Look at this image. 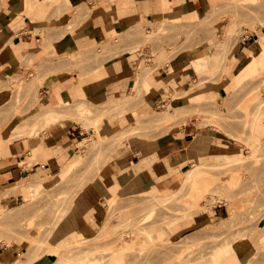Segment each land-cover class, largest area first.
<instances>
[{
	"label": "rangeland",
	"instance_id": "374dc122",
	"mask_svg": "<svg viewBox=\"0 0 264 264\" xmlns=\"http://www.w3.org/2000/svg\"><path fill=\"white\" fill-rule=\"evenodd\" d=\"M42 1L53 7V14L44 22H36L37 26L54 29L55 26L68 24L71 4L63 0ZM115 1L90 0L95 3L91 12L86 5H82L74 12L70 24L78 25L95 10L105 8L108 11ZM214 1L217 0H210ZM218 1L221 2L205 16L199 10V18L194 23H184L181 17L168 14L166 17L155 16L142 20L120 32L116 38L111 33V38L107 41L113 42L112 48L107 51L102 50L106 42L73 55L51 56L41 60L27 54L17 57L19 65L15 73L10 77L0 78V138H8L7 142L10 144L24 137L38 140L44 130L58 122L41 123L35 116L40 109V93L49 82L68 79L69 76L73 78L75 74L84 85L87 81L97 80L100 69L111 59L128 54L137 60L139 77L144 80L145 85L143 82L138 83L133 89L135 94L126 95L120 100L112 98L104 103H97L86 95L84 100L77 95L66 102L67 105L61 109L65 113L61 122L69 120L79 125L84 132V139L78 143V149L69 155L71 161L78 152L74 160L77 163L72 165L74 168L68 170L65 177L50 176L51 178L39 181H43V186L35 191L29 189L28 198L23 193H17L14 196L18 198L14 201L0 204V209H12L6 212L8 218L13 216L6 224L0 223V244L14 246L19 255L29 253L28 256L38 259L37 261L55 264L58 257L51 254L53 247L55 248L51 237L57 215L59 212L64 213L65 211H61L65 209L68 212L73 210L91 180L99 175L101 167L112 160L114 152L128 147L137 153L140 144L166 136H184V127L195 123L200 128H206L210 144L220 150L204 154L198 160L190 158L192 163L188 171L198 163L222 162V159H227L225 165L216 166V170L210 173L213 178L210 186L197 199H193L190 187L184 188L182 194L172 200L164 199L163 196L180 189L188 171L182 174L181 183L170 192H160L155 185L146 182L143 190L123 186L122 188L130 191L129 195L123 197L113 192L119 185L113 186L109 190L112 196L110 195L106 206L109 229L100 240H90L85 242L87 244L83 242L75 246V255L72 256L75 258L69 262L86 260L97 264H227L226 258L237 252V264H264V104H261L264 99V53H258V40L264 36V0ZM3 3L0 0V9ZM175 5L178 7L181 3ZM170 6L166 11H170ZM13 10L21 11V7L14 6ZM72 31L73 28L67 30L70 33ZM246 37V48H241L244 50L241 51L242 54L249 56L255 51L263 64L257 70L238 78L231 75V84L226 76L228 63L236 62L234 55L240 51L234 47ZM203 38H215L222 44L221 49L216 51V73L210 69L197 72L192 62L184 71L192 78L188 87L177 89V92L175 88L168 89L161 99L163 102L149 104L145 96L148 92L147 77L158 73L166 65H169V72H173L174 60L188 53V50L197 51L205 45L207 41L202 40ZM225 42L226 51L223 49ZM231 52L233 56L229 57ZM42 66L43 69L40 70ZM14 75L17 77L14 80L17 81H12ZM200 83L208 86L198 88ZM232 91L235 93L233 96ZM198 92H202V99L193 98ZM229 92L233 99L228 96ZM225 98L229 102H224ZM123 100V104L119 103L120 108L117 104L112 107L111 102ZM81 102L88 108L80 107ZM169 104L170 114L176 111L179 118L176 117L178 119L175 118L173 123L157 122L154 117L165 115ZM258 104L260 106L256 109ZM214 108L217 114L198 112ZM255 109L257 114L253 112ZM246 111L253 112L254 115ZM27 113L29 119L18 125L20 128L26 126L27 131L29 130L22 137L15 133L13 126L20 124L23 120L19 116ZM96 118L99 132L95 133L92 122ZM113 121L118 127H112ZM135 125H140V134L129 130L132 126L135 128ZM169 125L172 127L169 128ZM11 128L14 129L12 133ZM125 128L134 133L125 138L129 134L128 131H122L127 130ZM123 132L125 136L121 139ZM219 141L221 144L218 146ZM3 156L0 154V158ZM238 158L246 159L236 162ZM127 163H120V168H126ZM67 164L62 165L60 172ZM230 181H233L232 184H229ZM20 185L22 183L16 186ZM220 197L223 200H219ZM189 202L194 204L190 206ZM220 206H223L224 213L222 217L214 218V211ZM231 209L234 211L232 218ZM224 217L231 219L223 221ZM198 218L204 220L187 233H178L183 224H191ZM31 245L34 248H29ZM46 248H49L48 251ZM29 249L37 251L34 253L36 255H30Z\"/></svg>",
	"mask_w": 264,
	"mask_h": 264
},
{
	"label": "crops",
	"instance_id": "0c3cea01",
	"mask_svg": "<svg viewBox=\"0 0 264 264\" xmlns=\"http://www.w3.org/2000/svg\"><path fill=\"white\" fill-rule=\"evenodd\" d=\"M23 1L4 0L0 9V78L10 77L15 73V69L19 65L17 57L27 54L41 60L51 56L73 55L89 51L106 42L107 44L102 50L107 51L112 48L113 42L107 41L110 40L111 33L113 38H116L120 32L142 20L155 16L166 17L169 16L168 14L181 17L184 23H194V20L199 18L197 17L199 10L205 16L221 2L218 0L214 2L183 0L179 2L181 6L176 7L172 0L170 11H166L161 5V0H116L115 4L109 6L108 11L105 8L95 10L81 23L74 25L70 24L74 12L82 5H86L91 12L95 3L90 0H63L65 3L71 4L68 12V24L55 26L54 29H45L46 27L37 26L36 22L48 20L53 14V7L46 1L32 0L31 5L34 8L28 16L25 12L13 10L14 6H21ZM58 20L60 21L59 18ZM70 28H73L71 33L67 32ZM247 39L248 37L242 38L234 47L240 51L234 53L236 62L238 59L242 60L247 57L241 52L246 48L245 41ZM202 40L207 43L201 48L199 47L197 51L188 50V53L186 52L174 60L173 72H169V65H166L158 73L155 72L147 77L148 92L145 96L149 104L163 102L161 99L166 95L168 89L175 88L177 92V89L188 87L192 78L184 71L188 69L189 64L192 62L194 64L196 60L205 58L207 67L216 73L218 69L216 51L221 49L222 44L215 38H203ZM232 56L231 52L229 57ZM131 57L126 54L111 59L100 69L97 80L87 81L84 85L82 82L80 83L78 75L75 74L72 76L73 78L69 76L68 79L49 82L40 93L42 98L39 110L59 105V94L69 93L72 89L80 96V99L84 100L86 95L97 103H104L112 98L120 100L126 95L135 94L134 87L138 83L143 82L144 85L145 83L144 80H140L137 60ZM236 62L228 63L229 69L226 76L230 79L231 84L230 76ZM42 69L43 66L40 67V70ZM202 85L205 86L206 83H200L197 86L201 88ZM198 97L202 99V92L193 96V98ZM28 114L19 116L23 121L13 126L15 133L19 136L23 137L29 131L26 126L21 128L18 126L29 119ZM111 124L114 128L118 127L114 121ZM14 129L11 128V133ZM206 131V128H200L195 123L189 124L182 130L184 136H166L156 141L143 143V145L139 143L140 148L137 153L128 147L118 149L114 152L112 160L101 167L99 175L97 174L91 180L73 210L68 212L55 228L51 237L53 244L65 247V243L74 244L98 235L106 222V206L112 196L109 190L113 186H131L133 190H143L148 182L155 185L160 192H170L181 183L182 174L184 175L191 166V152L199 153V157H197L199 159L204 154L214 150L217 153L220 150L219 147H213L210 144V137H207L209 132L206 133ZM83 134L79 125L66 120L64 123L60 121L50 125L38 140L24 137L14 144H10L7 142L8 138H0V154L4 155L0 158V204L14 201L18 198L14 196L17 193H23L28 198L31 183L47 179L50 176L56 177L63 171L60 172L62 165L66 163L68 164L65 167L72 165L78 152L71 161H69V155L78 149V143L84 139ZM217 144L219 146L221 141ZM124 161L128 162V166L120 168V163ZM18 183H22V185L16 186ZM171 194L173 193L170 192ZM1 210L8 212L12 209L3 207ZM223 210V206L217 207L213 217H222ZM226 219L230 218H222V220ZM202 220L204 219L198 218L191 224H183L178 233H187ZM18 257L19 253L14 246L0 244V264H13ZM226 260L227 264H237L239 256L235 252ZM32 264L47 263L44 260H39Z\"/></svg>",
	"mask_w": 264,
	"mask_h": 264
},
{
	"label": "bare ground",
	"instance_id": "6f19581e",
	"mask_svg": "<svg viewBox=\"0 0 264 264\" xmlns=\"http://www.w3.org/2000/svg\"><path fill=\"white\" fill-rule=\"evenodd\" d=\"M4 1V0H3ZM181 1H183V0H174V3H179V2H181ZM170 3H172V0H161V5H162V7H164L165 9H168L169 8V6H170ZM166 5V6H165ZM20 6V5H19ZM20 7H22L21 8V11H23V12H25V13H27L26 15H28L29 16V14L32 12V10H33V6L31 5V3L28 1V0H24L23 1V4L20 6ZM229 35H230V33H229ZM2 37V36H1ZM263 39H264V36L261 38V40H258V44H259V46H260V51L258 52L259 54L260 53H264V42H263ZM227 43L225 42V44L223 45V49H224V51H226V49H227ZM254 53V54H253ZM257 52H255V51H253V52H251V54L249 55V56H247V57H245L244 59H242V60H237V62H236V64H235V66H234V69L232 70L233 71V73L231 74V75H233L234 77H236V78H238V77H240V76H242V75H245L246 73H250V72H252V71H255V70H257V68H258V66L259 65H261L262 66V64H263V62H261L262 60H259L258 59V54ZM218 58V57H217ZM226 61H227V58L225 59ZM226 63V62H225ZM194 66L196 67V70H198L197 72H199V70L201 71V70H207V69H209L207 66V62H206V59L205 58H202V59H199V60H196V61H194ZM211 71V70H210ZM212 72V71H211ZM15 76V75H14ZM13 76V80L12 81H17V80H14V79H17V77L15 78ZM12 79V78H11ZM12 83V82H11ZM10 83V84H11ZM14 83V82H13ZM6 86V85H5ZM203 86V85H202ZM206 87L208 86V85H205ZM206 87H204V88H206ZM231 96H233V94H235V93H233V91L231 92ZM78 94L72 89V90H70L69 91V93H66V94H59V101H60V104L59 105H57V106H51V107H47V108H42L41 110H39L38 111V113H36V119L38 120V122H41V123H50V122H60V121H62L64 118H65V113L61 110V109H63L62 107H64L65 105H67L66 104V102H68L69 101V99H71L73 96H77ZM230 98H231V96H230V92H229V95H228ZM228 96H226V98H229ZM260 97V96H259ZM225 98V101L224 102H227L228 100ZM229 98V99H230ZM231 99H233V97L231 98ZM231 99L229 100V101H231ZM228 101V102H229ZM123 102H124V100L123 101H120V102H111V104H113V106L112 107H114V105L115 104H117L116 106H119V103H122L123 104ZM82 103V102H81ZM107 104H110V103H107ZM122 104H120V105H122ZM261 104H264V99L261 101ZM115 106V107H116ZM258 106H260V104H258L257 106H256V109H257V107ZM80 107H82L83 109H87L88 107H87V105H85L84 104V102L81 104V106ZM263 107H264V105H263ZM263 107H261V108H263ZM118 108H120V106L118 107ZM248 108V107H247ZM261 108L259 109V110H261ZM109 109H111V108H109ZM108 109V110H109ZM171 109V105L169 104V106H168V108H167V110L165 111V115H163V116H156V117H154V119H156V121L158 122V121H162V122H174L175 120V118L176 117H178L179 118V116H178V113L175 111V113L174 114H170V110ZM217 109V108H216ZM256 109L255 110H253V112H256V114L258 113V111H256ZM218 110V109H217ZM245 110H247V109H245ZM203 112V113H207V114H210V113H212V114H217V112H216V110H215V108H214V110H212V109H210V110H199L198 112ZM213 112H215V113H213ZM218 112H220V111H218ZM247 113H252L253 114V112H248V111H246ZM247 113H245L246 115H247ZM206 115V114H205ZM211 115V114H210ZM254 115V114H253ZM206 116H208V115H206ZM205 116V117H206ZM216 116V115H215ZM250 116L252 117V115L250 114ZM253 117H255V116H253ZM178 118H176V119H178ZM97 120H98V118H96L93 122H92V124L95 126V131H93V132H99V126H97ZM253 120V119H252ZM160 122H159V124H160ZM138 126H140V125H135V128H134V126H132L133 128L132 129H129V130H133L134 132L135 131H137V132H135V134H140V132L142 131V129H139V127L137 128ZM170 127L169 128H171L172 127V125H169ZM3 127V126H2ZM128 128V127H127ZM127 128H125V129H127ZM129 128H130V126H129ZM1 129V128H0ZM135 129V130H134ZM138 129L139 130H141V131H138ZM129 130L127 129V130H122V131H124V132H127V133H129V134H126V136L124 135V132H123V135L121 136V139H122V137L123 136H125V138H127V136L129 135L130 136V134L132 135V133H134V132H129ZM172 131V130H171ZM144 133V132H143ZM122 134V133H121ZM118 135V138H119V135H120V133L119 134H117ZM255 137V136H254ZM124 138V137H123ZM255 139L256 140H258V138H256L255 137ZM81 143V142H80ZM215 151V150H214ZM197 157H199V153H193V152H191V154H190V158H192V159H197L198 160V158ZM246 159V158H245ZM244 158H238L237 160H236V162H242V161H244L245 160ZM222 160H224V161H216V162H206V163H198V164H195L194 166H193V168H191L187 173H186V176H185V178H184V180H183V185L180 187V189L178 190H176L175 192H173V194H171V195H168V196H163L164 197V199H166V200H172L173 198H175V197H177V196H179V195H181L182 194V191L184 190V188H186V187H190L191 188V192H192V197H193V199H197L199 196H200V194H201V192H203V191H205L209 186H210V184L212 183V181H213V178H211L212 176H211V172H213L214 170H216V166L217 167H219V166H223V165H225L227 162H226V158H224V159H222ZM74 163H72V165L74 166L77 162H75V161H73ZM72 165H70V166H67V167H65L64 169H63V171L58 175V177H60L61 176V178L64 176H66L68 173H67V171L68 170H72L74 167H72ZM67 173V174H66ZM70 175V174H69ZM232 182L233 181H230L229 182V184H232ZM43 181L42 182H33V183H31V185H30V189H31V191H35L36 189H39V187H42L43 186ZM228 184V185H229ZM155 192L157 191V193L159 192L158 190H156V189H153ZM152 190V191H153ZM113 192H115V193H117V194H120V196H122L123 195V197H126L127 195H129V193H130V191L128 190V189H125V188H122V187H120V186H117L115 189H114V191ZM114 193V194H115ZM131 198V197H130ZM219 200H223V197H220L219 198ZM190 206H192V204H194L193 202H189L188 203ZM232 204V203H231ZM231 204H230V206H231ZM67 209H69V207H66ZM233 208V207H232ZM62 210V209H61ZM65 211V212H64ZM61 212H64V213H61L60 214V212H59V215H57V219H56V221L54 222V226H53V229L55 230V228L61 223V221L64 219V217L67 215V213H68V211H66V209L65 210H62ZM233 209H231V218L232 217H234V214H233ZM13 218V216L12 217H10V218H8V216H7V213H6V211H4V210H1L0 211V223L3 225V223L4 224H6V222H7V220L9 219H12ZM230 218V219H231ZM55 220V219H54ZM226 220H228V219H226ZM4 221V222H3ZM224 221V220H223ZM109 223L108 222H106L105 223V225L102 227V229L100 230V232H99V234L98 235H96L94 238H92V239H89V240H81V241H79L78 243H75V244H69V245H66L65 247H60V248H62V249H60L58 246H55V245H53V246H55V248L53 247V250L51 251V254H54V255H56L57 257H58V259H57V261L55 262V264H97V263H92V262H87L86 260H85V262H83V261H79V260H76V263H70L69 261L70 260H72L73 258H75V257H72V256H74L75 255V251H74V248H75V246H77L79 243H81V244H83V242L85 243V242H87V241H92V240H100L102 237H104V235L106 234V232H107V230L109 229ZM51 232H52V230H51ZM36 241V240H35ZM48 241V240H47ZM47 241H45L46 242V245H48V243H47ZM88 243V242H87ZM87 243H85V244H87ZM42 244H44L43 242H42ZM41 244V245H42ZM34 246V245H33ZM32 245L29 247V248H34ZM43 246V245H42ZM49 247H50V244L48 245ZM31 248V249H32ZM31 249H29L28 250V252H30V255L32 254L33 256H35L36 254H34V253H36V252H32L33 250H31ZM39 249H41V247L39 248ZM48 249L49 248H46V250L48 251ZM44 251V250H43ZM45 253H49V252H45ZM63 254H64V256H63ZM29 255V253H23V254H20L19 255V257L16 259V261L13 263V264H32V263H34L35 261H37V260H35V259H33V257H30V256H28ZM41 255V254H40ZM36 258V257H35Z\"/></svg>",
	"mask_w": 264,
	"mask_h": 264
}]
</instances>
